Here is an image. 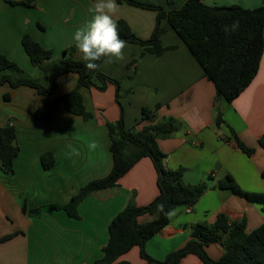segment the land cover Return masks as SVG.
Listing matches in <instances>:
<instances>
[{"label":"crops","instance_id":"obj_1","mask_svg":"<svg viewBox=\"0 0 264 264\" xmlns=\"http://www.w3.org/2000/svg\"><path fill=\"white\" fill-rule=\"evenodd\" d=\"M135 1L159 5L164 11L179 8L185 2L171 0L169 5L167 0ZM261 1L203 0L208 5L238 4L243 8L257 7ZM93 2L0 0V52L8 54L27 74L32 73L34 66L22 47V35L27 33L50 49L52 55L47 62L54 61L63 48L75 44L73 33L91 19L89 7ZM118 4V19L126 21L137 37L149 38L156 23V10L127 2ZM159 26L163 29L161 45L173 48L155 55L126 41L124 60L103 57L100 61L98 70L119 81L118 102L111 83L104 90L80 87L90 118L84 119L60 105L49 124L41 118L32 119V112L41 103L35 89L0 84V103L6 101L8 105L0 110V126L13 125L19 148L13 158V171L0 170V238L12 234L0 242V264H91L101 256L108 239L107 225L128 199L132 197L136 205L142 206L158 194L150 158L141 157L119 177L115 186L81 200L77 205L78 218L51 205L67 203L88 180L108 173L112 164L108 122H115L121 113L125 129H139L147 123L139 121L141 108L153 109L156 104L160 107L154 122L171 116L181 123L169 136L157 139L159 149L165 153L164 166L182 167L184 185L205 181L208 188L193 206L181 204L170 210L166 224L145 241L146 253L156 260L164 259L188 240L194 223H212L219 213H224L229 221L243 220L247 232L264 221L261 204L217 186L219 179L230 174L242 190L264 193V150L257 142L264 134V26L257 71L231 101L216 97L213 83L165 17L160 19ZM132 59L133 64L127 66ZM77 78L74 72L61 74L56 92L48 97L70 90ZM216 108L221 117L218 126ZM231 131L254 149L251 154L235 145ZM92 142L97 144L95 149L89 147ZM45 151L54 157L48 169L42 167L39 158ZM153 217L140 214L137 222L144 223ZM44 227L55 229L57 234L39 241L42 251L34 250L29 235L33 228ZM205 250L210 258L217 259L223 247L212 242ZM117 260L144 264L138 246L131 247ZM179 264L203 263L188 254Z\"/></svg>","mask_w":264,"mask_h":264},{"label":"trees","instance_id":"obj_2","mask_svg":"<svg viewBox=\"0 0 264 264\" xmlns=\"http://www.w3.org/2000/svg\"><path fill=\"white\" fill-rule=\"evenodd\" d=\"M117 2H127L157 12L154 29L147 39L137 37L126 21L118 19L121 39L137 43L144 51L159 55L174 47L162 46L160 43L163 29L159 26V21L165 17L169 26L201 66L205 77L213 83L216 97L222 96L231 101L254 77L263 50L264 0L254 8H243L238 4L208 5L203 0H185L179 8L168 11H164L159 5L135 0ZM167 3L170 5L171 0H167ZM237 20L239 27L235 31L224 30ZM21 44L31 64L39 70L46 83L21 74L20 67L0 53V84L7 83L11 87L27 85L35 89L41 96V103L32 112V119L41 118L49 124L60 105L84 119L90 118L91 114L83 104L80 87L104 90L106 85L111 83L115 86V100L118 102L119 81L98 69H87L86 61L75 44L63 48L59 58L50 62L47 61L51 59L52 51L29 34L22 35ZM133 62L134 59L127 66L130 67ZM67 72L77 74L76 85L49 98L48 95L57 90L58 77ZM159 107L160 104H156L153 109L141 108L139 121L147 123L139 129H125L121 113L115 122H108L106 126L112 158L110 170L102 177L88 180L67 203L53 204L52 208L63 209L68 216L78 218L77 205L81 200L94 192L115 186L119 177L136 161L147 156L156 172L158 194L142 206L136 205L132 197L128 199L124 207L109 221L107 242L102 246L101 256L91 264H130L128 261L117 259L133 246H138L144 264H179L188 254L195 255L203 264H264V221L247 232L243 220L229 221L224 213L217 214L212 223H194L190 228L188 240L181 247L169 252L164 259L156 260L146 253L145 241L166 224V213L177 205L193 206L201 193L208 188L205 181L184 185L181 182L182 167L168 169L164 166L165 153L159 149L157 139L169 136L179 129L181 123L171 116L154 122L155 112ZM220 122V112L216 108L215 124L218 126ZM15 137L13 125L5 123L0 126V170L4 173L13 171V158L19 150ZM231 139L243 152H253L254 149L246 146L233 131ZM257 142L264 150V134L258 137ZM39 158L45 169L51 167L54 161L50 151L43 152ZM217 186L228 188L235 195L257 202L264 209V193L242 190L230 174H225L219 179ZM161 204L163 211L158 209ZM144 213L153 215V219L144 223L137 222V216ZM11 236L12 234L1 237L0 242ZM212 242H218L223 247V252L217 259L210 258L205 250L206 245Z\"/></svg>","mask_w":264,"mask_h":264},{"label":"clouds","instance_id":"obj_3","mask_svg":"<svg viewBox=\"0 0 264 264\" xmlns=\"http://www.w3.org/2000/svg\"><path fill=\"white\" fill-rule=\"evenodd\" d=\"M119 8L117 0H94L89 7L91 19L73 33V41L82 53L87 69L97 70L99 68L97 61H100L102 57H114L116 61L125 59L124 50L127 42L119 36L117 17ZM238 27L237 20L230 26H226L224 30L235 31ZM109 62L113 61L109 60ZM89 147L95 149L96 142H92ZM158 209L163 211V205H159Z\"/></svg>","mask_w":264,"mask_h":264},{"label":"rangeland","instance_id":"obj_4","mask_svg":"<svg viewBox=\"0 0 264 264\" xmlns=\"http://www.w3.org/2000/svg\"><path fill=\"white\" fill-rule=\"evenodd\" d=\"M33 3V2H32ZM56 25H60V23H58L57 22V24ZM38 28V27H37ZM39 29V28H38ZM0 53H2V54H4L7 58H9L10 60H11V58L9 57V55L8 54H5V53H3V52H0ZM60 55H61V53H60ZM59 55V56H60ZM13 61V60H12ZM18 66L20 67V69L22 70L21 71V74H23V75H27V76H32L33 78H36V79H38V81H41L42 83H46V81H44V78H43V76H42V74L39 72V71H37V69H35L34 67H33V72L32 73H29V74H27V72H26V70L23 68V67H21L19 64H18ZM4 99L6 100V98L4 97ZM7 103H6V101L5 102H3V103H0V110L4 107V108H7ZM55 234H57L56 233V231H55V229H53V228H50V227H44V228H33L32 229V233H30V238H31V240H32V243H33V249L34 250H38L39 249V251H42V247L40 246V243H39V241L42 239V242H43V238L44 237H48V236H55ZM43 247L44 248H50L51 246L50 245H48L47 247H46V245H43ZM38 248V249H37ZM31 252H33V251H31Z\"/></svg>","mask_w":264,"mask_h":264}]
</instances>
